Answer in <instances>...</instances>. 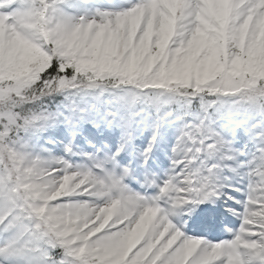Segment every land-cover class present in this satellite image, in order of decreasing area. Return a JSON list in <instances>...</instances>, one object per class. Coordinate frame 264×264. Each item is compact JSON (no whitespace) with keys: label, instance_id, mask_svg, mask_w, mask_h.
Segmentation results:
<instances>
[{"label":"snow or ice","instance_id":"obj_1","mask_svg":"<svg viewBox=\"0 0 264 264\" xmlns=\"http://www.w3.org/2000/svg\"><path fill=\"white\" fill-rule=\"evenodd\" d=\"M0 264H264V0H0Z\"/></svg>","mask_w":264,"mask_h":264}]
</instances>
